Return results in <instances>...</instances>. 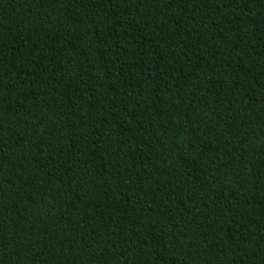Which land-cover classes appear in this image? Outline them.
<instances>
[{
	"label": "trees",
	"instance_id": "16d2710c",
	"mask_svg": "<svg viewBox=\"0 0 264 264\" xmlns=\"http://www.w3.org/2000/svg\"><path fill=\"white\" fill-rule=\"evenodd\" d=\"M0 264H264V0H0Z\"/></svg>",
	"mask_w": 264,
	"mask_h": 264
}]
</instances>
